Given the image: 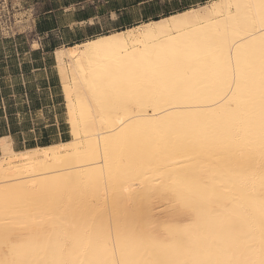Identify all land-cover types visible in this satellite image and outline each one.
Returning a JSON list of instances; mask_svg holds the SVG:
<instances>
[{"label": "bare ground", "instance_id": "1", "mask_svg": "<svg viewBox=\"0 0 264 264\" xmlns=\"http://www.w3.org/2000/svg\"><path fill=\"white\" fill-rule=\"evenodd\" d=\"M56 53L73 139L0 140V264H261L264 0ZM155 184L177 215L155 213Z\"/></svg>", "mask_w": 264, "mask_h": 264}, {"label": "crops", "instance_id": "2", "mask_svg": "<svg viewBox=\"0 0 264 264\" xmlns=\"http://www.w3.org/2000/svg\"><path fill=\"white\" fill-rule=\"evenodd\" d=\"M211 1L213 0H75L68 6L47 11L45 13L47 17H38L35 26L43 29L44 25H47L48 29L44 30H49L48 32L77 29L79 33L73 43L81 44L98 36L160 21ZM60 47V44L51 45L49 42L44 45L40 43L37 48L31 43H28L27 47H24V43H15V48H24L27 50L24 56L30 55V57L21 56V59L20 57L16 59L13 55V58L0 62V94L10 93L8 95L10 98H16V92H21L23 97L22 103L19 102L21 99L17 100L19 102L17 105L21 104L22 107L16 111L26 115L33 112L47 113L60 105L58 103L62 96L58 93L60 76L55 71L56 59L54 60L51 55L52 53L56 55V50ZM53 48L55 51H52ZM56 125L52 123L44 128ZM4 137L11 138L13 149L18 152L43 147L39 146V142L49 138L35 137L34 134L26 138L24 132L19 130L10 132L9 126L7 132L0 135V140Z\"/></svg>", "mask_w": 264, "mask_h": 264}, {"label": "rangeland", "instance_id": "3", "mask_svg": "<svg viewBox=\"0 0 264 264\" xmlns=\"http://www.w3.org/2000/svg\"><path fill=\"white\" fill-rule=\"evenodd\" d=\"M74 1L75 0H0V62L6 61V59L9 60L10 57L13 58V55H15L16 59L19 57L21 59V56L25 58L30 57V55L24 56V53L27 51L24 50V48H15V43H24V47H27V44L31 43L34 48H37L40 43L44 45L47 42L51 45L60 44V48L76 45L77 43L73 42L76 40L75 38L79 33L77 29H61L42 33L44 29H48V26L44 25L43 29L35 26L38 17H47L45 15L47 11L68 6L74 3ZM207 4L209 5L210 3ZM200 8L201 6L195 9ZM51 55L54 60L56 59L55 64L57 65V54L55 55L52 53ZM20 61L23 62L22 60ZM55 71L58 73L57 68ZM58 93L62 95L58 102L60 105L52 108L51 112H33L31 114L27 113V115L21 111H16V109L22 107L20 106L21 104L17 105L19 102L22 103L23 100L21 92H16V98H10V96H8L10 93L0 94V131H3L4 126H9L14 129L15 132L17 130L24 132L26 138H29V135L33 134L35 137L48 136V140H42V142L49 144L72 140L73 129L71 115L69 113L66 94L61 85V80ZM18 99L21 100L18 102ZM73 99L75 100V98ZM9 110L12 113L10 117L8 116ZM77 116L79 118V113ZM52 123H56L57 125L55 127L44 128V126H48ZM36 129H38V131ZM30 130H32L31 133ZM61 133L62 136H60ZM155 185L152 191L153 197L150 199L157 209L155 213H160L165 217L177 215L180 211L170 213L161 210L179 208L178 204L175 203L172 198L173 193L171 188L159 184Z\"/></svg>", "mask_w": 264, "mask_h": 264}, {"label": "trees", "instance_id": "4", "mask_svg": "<svg viewBox=\"0 0 264 264\" xmlns=\"http://www.w3.org/2000/svg\"><path fill=\"white\" fill-rule=\"evenodd\" d=\"M183 12H184V11H183ZM124 30H125V29H124ZM48 31H49V30H43L42 33H45V32H48ZM121 31H123V30H121ZM72 46H74V45H72ZM52 51H55V48H53ZM8 113H9L8 116L10 117V116L12 115V113L10 112V110L8 111ZM6 132H7V126H4V127H3V131H0V135H1V134H5ZM10 132L14 133L15 131H14V129L10 128ZM45 145H49V143H44V142H42V141L39 142V146H43V147H44Z\"/></svg>", "mask_w": 264, "mask_h": 264}, {"label": "snow or ice", "instance_id": "5", "mask_svg": "<svg viewBox=\"0 0 264 264\" xmlns=\"http://www.w3.org/2000/svg\"><path fill=\"white\" fill-rule=\"evenodd\" d=\"M162 211H168L170 213L172 212H179V208H169V209H161ZM261 264H264V261H261Z\"/></svg>", "mask_w": 264, "mask_h": 264}]
</instances>
